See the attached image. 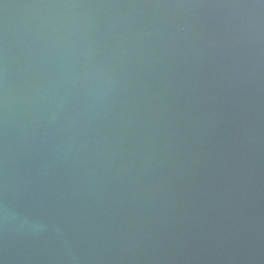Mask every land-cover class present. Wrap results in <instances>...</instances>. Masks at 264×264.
<instances>
[{
    "label": "water",
    "instance_id": "water-1",
    "mask_svg": "<svg viewBox=\"0 0 264 264\" xmlns=\"http://www.w3.org/2000/svg\"><path fill=\"white\" fill-rule=\"evenodd\" d=\"M0 264H264V0H0Z\"/></svg>",
    "mask_w": 264,
    "mask_h": 264
}]
</instances>
